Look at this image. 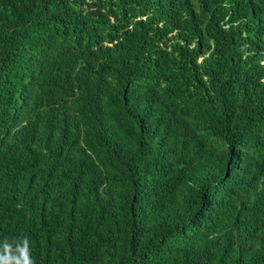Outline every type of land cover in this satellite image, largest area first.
Returning <instances> with one entry per match:
<instances>
[{"label": "trees", "instance_id": "1", "mask_svg": "<svg viewBox=\"0 0 264 264\" xmlns=\"http://www.w3.org/2000/svg\"><path fill=\"white\" fill-rule=\"evenodd\" d=\"M34 264H264V0H0V240Z\"/></svg>", "mask_w": 264, "mask_h": 264}, {"label": "clouds", "instance_id": "2", "mask_svg": "<svg viewBox=\"0 0 264 264\" xmlns=\"http://www.w3.org/2000/svg\"><path fill=\"white\" fill-rule=\"evenodd\" d=\"M0 264H34L28 238L0 240Z\"/></svg>", "mask_w": 264, "mask_h": 264}]
</instances>
